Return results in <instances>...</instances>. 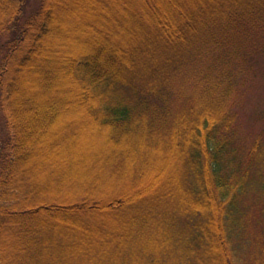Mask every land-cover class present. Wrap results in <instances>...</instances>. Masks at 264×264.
<instances>
[{
  "label": "trees",
  "instance_id": "trees-1",
  "mask_svg": "<svg viewBox=\"0 0 264 264\" xmlns=\"http://www.w3.org/2000/svg\"><path fill=\"white\" fill-rule=\"evenodd\" d=\"M263 43L264 0H0V264H264Z\"/></svg>",
  "mask_w": 264,
  "mask_h": 264
},
{
  "label": "rangeland",
  "instance_id": "rangeland-1",
  "mask_svg": "<svg viewBox=\"0 0 264 264\" xmlns=\"http://www.w3.org/2000/svg\"><path fill=\"white\" fill-rule=\"evenodd\" d=\"M29 4L30 12L34 8V1ZM260 47L251 59L246 85L241 89L235 109L240 145L245 148L250 147L260 135H264V43Z\"/></svg>",
  "mask_w": 264,
  "mask_h": 264
}]
</instances>
